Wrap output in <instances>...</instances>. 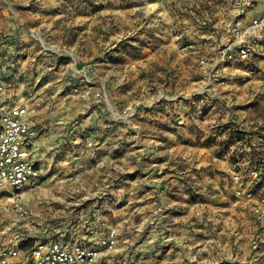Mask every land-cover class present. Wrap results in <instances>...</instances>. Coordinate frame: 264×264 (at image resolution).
I'll list each match as a JSON object with an SVG mask.
<instances>
[{"label": "rangeland", "instance_id": "rangeland-1", "mask_svg": "<svg viewBox=\"0 0 264 264\" xmlns=\"http://www.w3.org/2000/svg\"><path fill=\"white\" fill-rule=\"evenodd\" d=\"M170 12L174 18L172 23L165 20L154 0H31L25 4L0 0L2 69L7 64L4 51L13 44L11 25H17L22 31L29 32L25 40L19 36L16 43L18 76L21 57L25 60L29 56L33 61L30 71L42 74L36 84L32 82L34 91L31 90L33 93L30 92L29 96L33 95L32 98H38L51 109L56 107L51 100L53 96L59 95L66 102L71 100L73 112L67 123L71 127H80L72 128V132L77 130L74 134L81 141L77 148L80 156L77 162L65 160V163L56 161L47 165L38 187L25 189L31 195L29 201L37 213L35 227L31 228L37 238H41L37 233L41 227L56 228L57 233L75 240L77 234L87 231L79 233L78 230L84 223L80 217L82 214L93 221L89 228L97 227H94V234L100 233L101 226L106 225L105 221L103 225L101 222L109 209L111 223L124 236L122 241L119 236L115 248L124 243L132 245L135 251L143 245L142 237L137 235L140 227H144V231L159 229L170 209L177 215L174 224H179L182 217L184 221L195 217L197 201L215 206L224 203L216 196L198 195V189L205 187L202 172L207 166L196 165L195 161L181 156L170 160L171 149L167 147L174 140L172 137L176 138L174 135L181 140L179 126L186 121V115L181 111V96L197 79L195 72L203 58L201 51L195 46H186V38L177 34L178 28L183 26L175 18L178 16L177 6L173 4ZM169 27L173 30L165 37L163 31ZM164 41L172 44V50L164 51ZM31 46L33 49L29 55L25 54ZM24 48L25 52L22 51ZM8 75L9 72L0 71V84L4 85L5 93L8 90L12 98L18 99L20 94L29 92L27 85L25 90L21 89L20 81H14ZM240 81L236 92L244 96L247 93L255 95V101L250 102L254 101L253 105L248 103L252 111L247 112H243L248 106L247 101L242 99L235 103L234 108H242L239 111L242 114H237L236 120L241 125L256 126L264 135V88H250L242 77ZM111 91L114 95L119 91L118 104L107 101V94L111 95ZM193 99L202 107L200 124L210 127L207 120L211 116L212 120L215 118L219 110L218 100L203 105L199 94ZM11 106L17 104L13 102ZM156 109H160V114ZM226 125L230 126L231 132L235 130L233 125L236 123ZM229 133L222 140L219 151L231 138ZM211 138V135L205 137L207 144H213ZM232 140L238 142L237 136ZM254 153L256 160L252 164L259 165L264 158V144L256 147ZM149 160L154 162L152 166H149ZM72 170L76 173L75 178H72ZM207 187L212 188V185L207 182ZM149 190L161 199L165 194V198L175 200V207H152L150 211L140 212L137 205L151 199L145 196ZM2 199L0 195V201ZM190 213L192 217L188 216ZM216 213L222 220L225 213ZM212 215V212H205L206 221L210 222L208 229L217 231ZM5 216L11 221L18 219L13 213H4L0 218ZM248 221L252 223L251 217ZM17 224L23 223L18 221ZM22 230L27 232L28 228L22 226ZM4 237L0 232V243ZM96 237L92 236L94 240ZM146 249L143 247L140 251ZM147 255L146 259L150 257Z\"/></svg>", "mask_w": 264, "mask_h": 264}, {"label": "crops", "instance_id": "crops-1", "mask_svg": "<svg viewBox=\"0 0 264 264\" xmlns=\"http://www.w3.org/2000/svg\"><path fill=\"white\" fill-rule=\"evenodd\" d=\"M11 1L21 4L31 2V0ZM57 1L61 2L62 0ZM154 1L160 6L165 20L171 23L174 18L170 10L173 4L177 6L178 16L175 18L179 19L183 24L182 29L178 28L179 32L177 34L186 38V46H195L197 51H201L202 57L207 58L209 61L215 58L220 45L231 40L232 35L228 29L229 22L239 16V14H243L242 17L248 22L257 10V6L253 7L248 5L246 3L247 0ZM154 4L156 5L155 2ZM11 26V34L13 35L11 39H13V44L4 51L7 64L4 69H2L3 65L0 64V71L9 72L10 75L8 77H12L14 81H20L22 84L21 89L25 90L24 86L27 85L26 90H29V92L20 94L21 98H18V100L17 98H12L10 91L7 90L6 93L0 96V107L4 105L7 108L13 109L14 106H11L13 102L14 105H25L27 107L28 113L26 120L38 131L36 138L28 146L29 158L40 169L42 177V171L49 164H54L56 161L65 163V160L67 162L69 160L77 162L78 158H80L77 153V148L81 141H78L77 139L79 138L74 134L77 130L74 129L72 132V128L80 127L73 125L71 127L67 123L73 112L71 100L66 102L59 95L53 96L51 100L56 103V107L51 109L46 108L43 103H40L38 98H32L33 95L29 96V93H33L34 91L33 87H31L32 82L36 84L41 79L42 74H35L30 71L33 61L30 60L29 56L25 60L24 57H21V73L18 76L17 68L19 60L16 58V43L18 42L19 36L25 40L29 32L22 31L17 25ZM169 28L163 31L165 37L171 33V29L173 30V28ZM106 31H108V27H106ZM101 32L103 33V31ZM166 42L164 41L162 44L164 51L172 50V44H167ZM26 48L22 51L25 52ZM28 48L29 50L25 52L27 55H29L33 47ZM263 62L264 40L260 42L256 55L250 60L246 62H235L220 71V75L226 76L228 84L221 87L220 98L217 101L219 110L215 114V118L212 120L211 118L213 116H211V120H207L209 121L208 124H211L210 127H206V125L202 126V123L200 124L202 107L193 99L204 86L208 85V80L206 76L202 75L200 66L197 72H195L197 79L192 81L193 85L186 89L187 92L184 96L180 95L183 99L181 111L183 115H186V121L179 126L181 128L179 130V134L182 137L181 140L178 139L177 135H174L176 138L172 137L174 140L167 147V149H171L169 151L170 160L181 156L187 160L195 161L196 165L207 166V168L203 169L204 172H202L206 182L204 183L205 187L198 189V195L216 196L219 202L222 201L224 203L220 202L219 205L215 206L210 203L206 204L197 201L195 217L192 219L189 218V221H184L182 217L179 224H174V221L177 220L174 219V216L177 215L170 209V211L166 212L165 221L160 225L159 229L153 228L144 231V227H140L137 235L142 237L143 245L139 250L133 251L134 247L132 245H124L123 243L104 257L103 261L105 264H264V244L258 248H255L253 245V235L257 230V225L248 221V218L251 217L249 205L243 200H238L234 195V189L237 184L232 179L235 168L232 161L233 150L232 148H228V150L221 149V151L218 149L222 140L227 138L228 133L232 130L230 126L226 125L227 123H236V125H233L234 128H243L250 132V139L255 145L264 144V135L262 132H259L256 126H252L248 122H246L249 124L247 126L241 125L240 121L238 119L236 120V115L242 114L239 112L242 108L239 106L234 108V104L243 99L244 102L247 101L246 104L249 106L247 108L245 106L243 112L252 111L251 105L254 104L255 95L247 93L244 96L236 92V88L240 87V77L244 81H247L246 83L248 86H251L250 88H264V75L260 71ZM116 86H112V88L115 89ZM232 89L235 91H232ZM112 92L111 95L107 94V101L110 103L113 101L118 104L120 100L119 91H115V95ZM252 100L254 101L250 103ZM159 110H155L157 114H160ZM169 110L173 113L171 108ZM196 125L200 126L197 127ZM218 126L220 127L219 129ZM209 135L212 137L213 144H207L205 141V137ZM70 144H72V148ZM110 160V158L107 159L108 162ZM152 163L154 162L151 161L149 166H152ZM75 174L72 170V178H75L73 176ZM75 180L78 179L76 178ZM207 182L212 185V188H206ZM148 192L145 196H150L151 199L138 203L137 206L140 212L150 211L153 209L152 207L160 209L168 205L172 208L175 207V200L165 198V194L161 199L153 191L149 190ZM22 198L25 201H29L31 195L29 193L27 194V191H24ZM181 203L184 204V201L182 200ZM206 211L213 213L211 220L217 224V231L208 229L210 222L206 221L208 219V216H205ZM216 212L225 213L222 220L218 218L219 214ZM106 213L101 222V225H103L102 223L105 221L106 225H103L104 229L101 226L100 233L96 231L98 235L94 234L95 226L89 228V225L93 221L89 220L86 214L80 215L84 223L78 228L79 233L80 231H87L82 232V235L77 234L74 239L82 243L92 242L94 245H97L99 242L97 239L99 237L107 233L110 228H116L114 226L115 224L111 223L112 218L109 217L111 211L108 209ZM188 216L192 217V213ZM6 218L8 217H3V219ZM191 224H197V226H191ZM95 228L97 229V227ZM121 234L120 230V241L124 238ZM92 236H97L96 240ZM143 247L147 248L146 250H150L147 253L150 257L147 259L146 257L148 255L144 253L146 250L143 252L140 251ZM25 262L24 259H20L16 264H26Z\"/></svg>", "mask_w": 264, "mask_h": 264}, {"label": "built area", "instance_id": "built-area-1", "mask_svg": "<svg viewBox=\"0 0 264 264\" xmlns=\"http://www.w3.org/2000/svg\"><path fill=\"white\" fill-rule=\"evenodd\" d=\"M246 3L257 6L250 21L246 22L243 14L231 20L228 24L231 40L218 47L212 61L205 57L199 61L201 73L208 80V85L199 92L203 105L218 100L221 87L227 85V78L220 75V71L235 62L250 60L264 40V0H247ZM260 71L264 75V62ZM5 91L4 85L0 84V96ZM27 113L25 105L13 109L0 107V195L3 196L0 216L13 213L18 218L17 221L0 218V232L5 236L0 243V264H16L20 259L26 264H105L104 257L118 244L117 228H110L97 245L71 241L63 233H57L56 228L40 227L37 233L41 238L32 233L37 213L29 201L23 200L22 194L27 188L38 187L41 171L29 158L28 146L38 131L26 120ZM237 141L229 146L233 150L232 157L236 152L238 158L237 161L232 158L235 167L232 179L237 184L234 195L249 205L251 221L257 225L253 245L258 248L264 244V158L259 165H254L249 157L262 145H255L248 131L245 138ZM18 221L23 224L18 225ZM22 226L28 231L24 232Z\"/></svg>", "mask_w": 264, "mask_h": 264}, {"label": "trees", "instance_id": "trees-1", "mask_svg": "<svg viewBox=\"0 0 264 264\" xmlns=\"http://www.w3.org/2000/svg\"><path fill=\"white\" fill-rule=\"evenodd\" d=\"M231 135V138L230 139H228L225 143H224V146H223V149H227L228 150V148H229V146L232 144V143H234L235 141L234 140H232L233 139V137H235V136H237V139L238 140H240V139H243V138H245L246 137V135H247V131H243V130H240V129H236L235 128V130H233L231 133H230ZM236 134V135H235ZM253 153H254V151H253ZM251 154V156L249 157V159L251 160V163L253 162V161H255L256 159H255V157H256V154L254 153V154ZM235 154H236V152H235ZM233 155V161H237L238 160V158L236 157V155ZM241 155H243V153L241 152ZM258 158H259V160H261V158L258 156Z\"/></svg>", "mask_w": 264, "mask_h": 264}]
</instances>
